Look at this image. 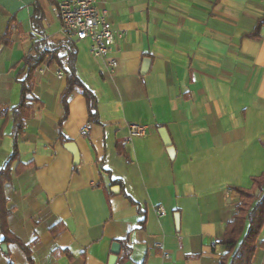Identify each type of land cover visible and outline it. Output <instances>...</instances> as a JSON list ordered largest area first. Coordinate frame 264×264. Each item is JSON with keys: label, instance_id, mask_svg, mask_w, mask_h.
<instances>
[{"label": "crops", "instance_id": "1", "mask_svg": "<svg viewBox=\"0 0 264 264\" xmlns=\"http://www.w3.org/2000/svg\"><path fill=\"white\" fill-rule=\"evenodd\" d=\"M96 8L115 37L112 72L87 43L66 38L53 0H0V108L18 104L22 58L35 43L63 55L70 42L98 113L88 124L74 91L64 117V68H35V101L3 187L7 228L33 264H108L116 242L115 264H219L239 200L230 187L249 189L264 172V25L254 33L264 0H96ZM132 124L146 135L130 137ZM11 129L10 114L0 118V168ZM5 245L0 264H28L17 244ZM249 264H264V224Z\"/></svg>", "mask_w": 264, "mask_h": 264}, {"label": "trees", "instance_id": "2", "mask_svg": "<svg viewBox=\"0 0 264 264\" xmlns=\"http://www.w3.org/2000/svg\"><path fill=\"white\" fill-rule=\"evenodd\" d=\"M264 25V16L261 17L255 27V34L259 28ZM7 33L2 38V42H6ZM61 49L53 46H42L35 43L32 52L22 58V63L26 69L24 78L18 81L20 85L19 102L12 108H0V118L7 119L10 114L12 119V150L7 157L3 166L0 168V234L3 244L14 243L24 253L28 264H33L29 247L23 245L15 237H13L6 224L9 211L6 207V199L3 187L11 180V165L17 161V139L22 134L24 121L29 117L32 110V103L35 98L32 94L33 73L35 68L43 63H55L65 70V89L60 95L61 104L64 110V117L67 115L68 99L74 91L80 93L86 102L88 115V124L98 123L97 101L93 93L82 84L75 73L76 49L74 45L68 42L66 54H61ZM63 117V118H64ZM61 123V122H60ZM2 139V131L0 132V142ZM25 166H16L15 173L18 174ZM252 185L249 189L230 187L231 190L238 194L239 200L236 207L237 213L233 216L232 221L227 224L221 244L225 248V254L220 258L219 264H249L255 250V240L259 235L264 224V172L255 178H251ZM258 195L255 196V191ZM132 203V201H131ZM144 220L139 223V227L143 228ZM61 228L58 224L50 230L56 233ZM119 242V241H118ZM117 243V242H116ZM121 245L124 242H119Z\"/></svg>", "mask_w": 264, "mask_h": 264}, {"label": "built area", "instance_id": "3", "mask_svg": "<svg viewBox=\"0 0 264 264\" xmlns=\"http://www.w3.org/2000/svg\"><path fill=\"white\" fill-rule=\"evenodd\" d=\"M66 38L75 43H87L88 53L95 59L107 62L112 72L117 63L110 58V52L115 42L114 34L109 28L107 14L99 12L96 8V0H53ZM57 78L64 76L60 70L56 73ZM130 137H144L147 128L141 125H129ZM157 216H162L164 210L158 207Z\"/></svg>", "mask_w": 264, "mask_h": 264}, {"label": "water", "instance_id": "4", "mask_svg": "<svg viewBox=\"0 0 264 264\" xmlns=\"http://www.w3.org/2000/svg\"><path fill=\"white\" fill-rule=\"evenodd\" d=\"M159 134L161 136V139L164 143V145L167 147V148H170V143L169 141L167 140V138L164 137V133H163V130H159ZM69 151L70 153L73 155L74 157V163H76V160H77V154L75 152V149H74V145L69 143V144H66L65 146ZM258 194V191L255 192V195ZM0 250L3 252V253H6V245L5 244H1L0 245ZM119 253V244L118 243H113L111 245V256L109 257V260H108V264H115V261H116V256L118 255Z\"/></svg>", "mask_w": 264, "mask_h": 264}]
</instances>
